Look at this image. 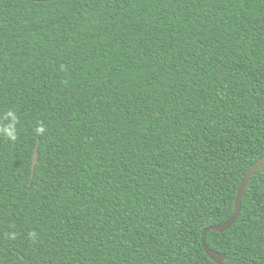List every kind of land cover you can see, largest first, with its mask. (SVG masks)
I'll list each match as a JSON object with an SVG mask.
<instances>
[{"label":"trees","instance_id":"trees-1","mask_svg":"<svg viewBox=\"0 0 264 264\" xmlns=\"http://www.w3.org/2000/svg\"><path fill=\"white\" fill-rule=\"evenodd\" d=\"M8 110L0 264H216L264 157V0H0ZM206 243L264 264V165Z\"/></svg>","mask_w":264,"mask_h":264},{"label":"water","instance_id":"water-1","mask_svg":"<svg viewBox=\"0 0 264 264\" xmlns=\"http://www.w3.org/2000/svg\"><path fill=\"white\" fill-rule=\"evenodd\" d=\"M23 1L52 2V1H59V0H23ZM38 160H39V143L37 144L35 151H34V155H33V165H32L33 172H34V170L38 164ZM263 165H264V157L261 158L259 161H257L250 168V170L247 172V174L244 176L243 180L239 184L238 189H237V195H236L235 203H234L235 211H234L232 218L230 220L222 223V224L208 227L202 231L201 242H202L203 249H204L205 253L207 254V256L212 261H214L216 264H225V261L228 259V257L226 254H222V253H219V252H216V251L210 249L206 243V236L211 231L223 233V232L231 229L234 226V224L236 223V221L239 218V215L241 212V207H242V200H243L244 195L246 193V190L250 184L251 178L255 175V173L257 171H259L263 167Z\"/></svg>","mask_w":264,"mask_h":264},{"label":"clouds","instance_id":"clouds-1","mask_svg":"<svg viewBox=\"0 0 264 264\" xmlns=\"http://www.w3.org/2000/svg\"><path fill=\"white\" fill-rule=\"evenodd\" d=\"M4 120H7V123H4ZM4 120H0V135L4 136L9 141H16L18 138V130H17V124L19 123V117L18 115L12 111L8 110L6 113V116L4 117ZM35 133L38 136H43L46 132V127L44 126L43 122H38L37 126L34 129ZM12 239H15V233L9 234ZM29 237L34 238L36 233L35 232H29Z\"/></svg>","mask_w":264,"mask_h":264}]
</instances>
